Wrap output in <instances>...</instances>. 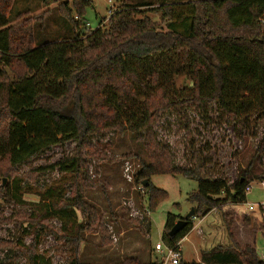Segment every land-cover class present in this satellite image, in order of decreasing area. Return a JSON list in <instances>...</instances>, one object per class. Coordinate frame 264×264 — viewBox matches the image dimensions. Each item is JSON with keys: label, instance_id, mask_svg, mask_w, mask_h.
Here are the masks:
<instances>
[{"label": "trees", "instance_id": "trees-1", "mask_svg": "<svg viewBox=\"0 0 264 264\" xmlns=\"http://www.w3.org/2000/svg\"><path fill=\"white\" fill-rule=\"evenodd\" d=\"M112 1L120 4L117 10L96 30H90L85 18L90 0H73L72 6L64 0H43L47 6L58 5L75 36L36 47L34 26L39 19L29 18V12L12 19L16 0H0V180L17 179L18 169L53 147L75 144L71 156L33 170L38 174L58 171L71 179L68 192L72 198L55 201L56 192L50 189L46 191L53 198L50 206L37 204L38 208H51L63 224L61 234L71 246L68 264H85L80 259L84 234L94 231L99 221L98 210L82 199L81 186H99L91 181L84 157L101 165L112 163L106 146L91 143L95 135L129 134L143 146L146 159L138 153H128L122 159L140 165L134 184L123 179L125 186L148 183L144 201L137 197L144 214L168 196L153 185L155 176L197 181L198 189L188 201L195 206V218H201L214 210L226 217V207L245 206L247 187L264 175V136L247 166H241L231 181L207 174L194 142V167L176 166L173 150L158 140L154 130L162 116L174 115L182 122L181 131L191 137L187 112L208 122L215 107L221 122L241 128V141L246 140L245 132L258 138V129L264 126V0ZM4 190L0 207L11 200L20 201L21 191L10 194L9 185ZM127 190L122 200L129 198ZM103 191L106 201H111L108 187ZM41 198L44 203L46 197ZM254 210L264 214L261 206ZM41 211L33 212L42 216ZM78 213L86 223H78ZM107 213L115 226L122 221L152 231V221L146 216L133 220L125 212L115 213L110 204ZM2 214L0 224L7 221ZM178 219L185 218L167 216L162 242L168 247L178 245L194 228L193 219H189L176 237H170ZM231 226H226L231 245L202 253L197 264H264L256 246H242ZM102 235L105 245L107 229L102 228ZM35 251L34 242L11 258L13 247L0 244V253H5L0 264H20L22 257L30 264H50ZM119 264L143 263L128 258Z\"/></svg>", "mask_w": 264, "mask_h": 264}, {"label": "rangeland", "instance_id": "rangeland-1", "mask_svg": "<svg viewBox=\"0 0 264 264\" xmlns=\"http://www.w3.org/2000/svg\"><path fill=\"white\" fill-rule=\"evenodd\" d=\"M90 1L91 6L85 10V18L90 30H96L99 24L108 20L111 12L116 11L120 5L112 0ZM64 2H68L72 6L73 0H64ZM22 12H29V18L39 19L34 26L36 47L75 36V31L62 16L56 4L47 6L43 3V0H16L11 13L12 19ZM42 17L43 21H41ZM182 83L179 82L180 85ZM187 115L191 121V137H187L181 131L182 122L174 115L162 116L154 127L158 140L164 145H169L173 150L176 166L182 168L194 167L191 147V143L194 142L196 145L195 150L198 154L199 152L202 153V160L206 163L207 174L212 178L224 177L231 181L235 180L239 168L242 166L244 169L247 166L250 157L264 136V126H260L258 129L257 139L250 137L252 132H245L246 140L241 141L238 137V129L241 128L237 129L233 123L221 122L218 119L215 107L208 122L192 112H187ZM252 130H257V128ZM91 143L106 146L108 157H111L112 163L101 165L95 159L84 157L88 162L87 167L91 181L98 183L99 186L95 189L81 186L82 199L98 210L99 221L98 224L96 223L94 231L84 234L85 243L81 247L80 259L85 264H119L128 258L138 259L143 264L160 262L162 255L156 253L155 248L158 243L162 242L167 216L173 214L185 218L192 211L195 206L188 201V198L197 191L198 182L183 176L153 177V185L167 192L168 196L154 210L149 212L148 205H146L148 211L145 214L140 213L141 209L137 206L140 201L137 202V197L139 196L143 202L144 198L142 197L146 195L139 192L135 193L132 185L126 183L125 186L126 181L124 182L126 179V177L124 178V172L132 174L135 170L140 169V165L136 161H131V159H122V156L128 153H138L143 159H146L147 155L143 146L137 143L135 138L129 134L121 137L113 132H109L105 136L95 135ZM75 148V144L71 143L64 147H53L45 156L32 159L30 165H24L18 169L15 175L17 179H10L9 181L4 179L6 180L5 184L0 180V198L5 193L4 189L8 185L11 190L10 194L17 191H21L22 194L20 201L11 200L0 207V213H3L2 217L7 220L0 224V244L13 247L15 252L11 253V258H14L15 254L19 256L24 248L30 249L35 242V253L38 256L45 257L50 264H68L71 260L68 250L71 246L65 243L61 234L63 233V224H61L57 214L51 211V208L47 209L44 206H50L52 203L53 198L50 197V193H46L50 189L56 192L55 201L72 198V193L68 192V189L71 188L69 184L71 179H66L58 171L38 174L33 170L45 166L47 163H56L63 157L71 156ZM127 169L128 171H126ZM257 170L261 171L262 169L258 167ZM263 181L264 175L260 180L253 182L252 190L247 192V204L244 206L246 210L249 209V206H261V210L264 212V206H262L264 205V188L261 186ZM104 186L108 187L111 201H106L103 191ZM16 187L21 188L16 190ZM127 189L130 190L129 198L122 200V197L128 191ZM42 196L46 197L44 203ZM39 203L44 205L38 208L37 204ZM108 204L112 206L115 213L121 215L125 212L133 220H142L146 216L152 221V231L141 230L135 224L126 226V223L124 224L122 221L119 222V226H115L110 221L107 213ZM124 208H126V211L123 210ZM41 209L42 216H37L33 212ZM46 209L48 212L43 213ZM218 214L221 215L224 225V227L221 224L218 225V233H220L218 238L221 239L218 244L230 243L231 245L226 226L232 225L231 229L236 239L241 241L243 238V241H241L243 244L245 240L250 242L249 244L256 243L259 255L264 258V214L253 216L252 211H235L230 208L226 209V217L221 212ZM201 218H194V226L199 223ZM212 218V215L209 216L207 221H213ZM86 222L87 219L81 213H78V223ZM141 226L143 227V225ZM102 228L108 231L105 245H103ZM210 232L209 229H202L200 232L199 228L194 229L185 240L179 242L182 250L181 264H197L200 262L202 253L213 249L207 240ZM4 258L5 253H0V259L3 260ZM20 264L30 263L28 259L22 257Z\"/></svg>", "mask_w": 264, "mask_h": 264}, {"label": "crops", "instance_id": "crops-1", "mask_svg": "<svg viewBox=\"0 0 264 264\" xmlns=\"http://www.w3.org/2000/svg\"><path fill=\"white\" fill-rule=\"evenodd\" d=\"M247 204V203H246ZM228 208H230V209H234L235 211H243V210H245V211H249V210H246L245 209V207L244 206H242V207H231V206H229V207H226V209H228ZM225 209V210H226ZM219 212H218V210H214V211H212V212H210V213H208L206 216H204L203 218H201L200 219V221H199V223L196 225V226H194V229H198L199 228V232H200V230H210L211 232H210V235L209 236H207V240H208V244H211L212 245V248H215V247H217V246H230V243H228V244H218V242H219V240H221V239H219L218 237H219V235H220V233H218L219 232V228H218V225L219 224H221L223 227H224V225H223V219H222V217H221V215L220 214H218ZM252 215L254 216V215H260V216H262L261 214L262 213H259V212H257V211H252ZM249 214V213H248ZM213 216V221H207V218L209 217V216ZM250 215V214H249ZM248 217H250V216H248ZM207 221V222H206ZM216 222H217V224H216ZM193 229V230H194ZM191 234V233H190ZM189 234V235H190ZM260 234V233H259ZM258 234V235H259ZM189 235H187L183 240H185ZM218 235V236H217ZM257 235V236H258ZM228 236V235H227ZM182 240V241H183ZM201 241V240H200ZM202 241H204V240H202ZM201 241V242H202ZM241 241H243V238H242V240ZM241 241H239V243L242 245V246H245V245H254V246H256V248H257V251H258V247H257V244L256 243H253V244H249L250 242H248L247 240H245L244 241V244L241 242ZM205 242V241H204ZM256 242H257V237H256ZM207 244V245H208ZM256 244V245H255ZM207 248V247H206ZM155 252H156V250H155ZM157 253V252H156ZM202 255V254H201ZM200 260H201V256H200Z\"/></svg>", "mask_w": 264, "mask_h": 264}, {"label": "built area", "instance_id": "built-area-1", "mask_svg": "<svg viewBox=\"0 0 264 264\" xmlns=\"http://www.w3.org/2000/svg\"><path fill=\"white\" fill-rule=\"evenodd\" d=\"M263 23V20L261 21ZM133 165V164H132ZM126 169V168H125ZM128 171V169L126 170ZM137 170L132 174H126L124 172V178L126 177L125 181L129 184H134V176ZM261 186L264 188V181L261 182ZM134 191L139 192L140 194H145V187L143 186V183L139 186L133 187ZM252 190V184L247 187L246 192H250ZM264 206V205H262ZM256 206H249V211H253ZM195 218V217H194ZM194 220V219H193ZM156 252L162 255L160 264H180L181 256H182V250L180 244L176 245L175 247H168L163 242H160L156 245L155 248Z\"/></svg>", "mask_w": 264, "mask_h": 264}, {"label": "water", "instance_id": "water-1", "mask_svg": "<svg viewBox=\"0 0 264 264\" xmlns=\"http://www.w3.org/2000/svg\"><path fill=\"white\" fill-rule=\"evenodd\" d=\"M6 183V180H4V184ZM143 186L147 187L148 183L145 181L143 182ZM195 217V210L194 208L192 209V211L185 217L184 220H179L175 226L172 228V230L170 231V237L174 238L176 237L188 224L189 219H194Z\"/></svg>", "mask_w": 264, "mask_h": 264}]
</instances>
